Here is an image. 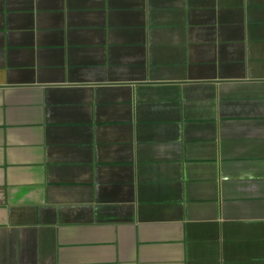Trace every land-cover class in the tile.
<instances>
[{"label":"crops","instance_id":"0c3cea01","mask_svg":"<svg viewBox=\"0 0 264 264\" xmlns=\"http://www.w3.org/2000/svg\"><path fill=\"white\" fill-rule=\"evenodd\" d=\"M0 264H264V0H0Z\"/></svg>","mask_w":264,"mask_h":264}]
</instances>
